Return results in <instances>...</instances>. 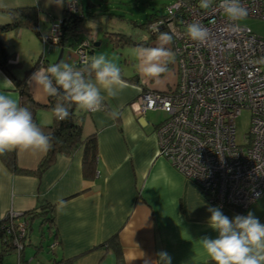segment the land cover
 <instances>
[{
    "label": "crops",
    "instance_id": "1",
    "mask_svg": "<svg viewBox=\"0 0 264 264\" xmlns=\"http://www.w3.org/2000/svg\"><path fill=\"white\" fill-rule=\"evenodd\" d=\"M65 2L61 7L49 4L48 0H0V6H36L40 11V28L45 33L50 30L51 19L62 16ZM8 20L9 15L0 10V22ZM16 32L22 33L23 28ZM1 36L7 42L9 32ZM8 47L18 53L15 46ZM172 70L176 77L165 87L152 85L140 73H134L138 74V83L123 78L126 86L116 97L104 94L108 110L80 109L84 134L95 132L98 138V172L94 180L83 177L81 151L73 155L59 154L41 178L14 174L0 159V213L10 208L28 211L37 205L38 195L57 203L58 236L55 240L45 238L51 240V244L42 257L36 246L31 254H27L26 247L24 254L30 264H49L54 259L77 255L76 264H114L115 255L111 249L94 247L116 232L126 264H145L146 260L157 259L160 251L169 254L171 264H213L198 240L204 236L213 239L218 236L207 225L210 216L207 208L216 205L206 199L197 183L158 154L156 128L164 119L153 122L145 118L149 110L137 115L136 99L142 90L145 87L168 89L177 81L175 65ZM17 74L21 76L24 72L17 70ZM5 76L9 78L0 69V80ZM29 87L38 102H48V95L42 89L30 86V81ZM12 94L19 100L15 89ZM38 119L51 124L53 113L42 108L38 111ZM44 154L17 150L18 163L24 168H35ZM221 209L229 218L251 211L264 223V195L243 212L231 207ZM40 229L39 225L41 232ZM4 264L21 263L16 255L13 260L6 257Z\"/></svg>",
    "mask_w": 264,
    "mask_h": 264
},
{
    "label": "built area",
    "instance_id": "2",
    "mask_svg": "<svg viewBox=\"0 0 264 264\" xmlns=\"http://www.w3.org/2000/svg\"><path fill=\"white\" fill-rule=\"evenodd\" d=\"M199 2L176 0L165 17L149 24L152 33L168 30L173 37L177 81L166 90L145 87L136 99L137 115L167 112L156 128L158 154L197 183L210 203L245 211L264 195V35L228 21L220 0L207 10ZM240 3L246 17L264 20V0ZM65 6L79 12L78 0H66ZM193 22L208 30L204 43L187 36V25ZM62 34L59 17L43 41L58 44ZM89 45L88 40L78 45L82 63L88 60ZM245 109L250 126L240 142L236 119ZM28 230L23 211L0 213V232L15 242L19 263Z\"/></svg>",
    "mask_w": 264,
    "mask_h": 264
},
{
    "label": "clouds",
    "instance_id": "3",
    "mask_svg": "<svg viewBox=\"0 0 264 264\" xmlns=\"http://www.w3.org/2000/svg\"><path fill=\"white\" fill-rule=\"evenodd\" d=\"M48 3L62 7L64 0H48ZM212 4L213 0H200L199 7L207 10ZM219 7L231 22H239L247 16L240 0H220ZM187 36L192 41L204 43L208 30L199 22H193L187 25ZM157 39L158 46L142 47L136 53L140 72L145 77L156 78L165 73L167 58L173 55L165 47L172 42V35L161 32ZM29 81L48 96L58 97L53 114L61 121L69 118L72 105L86 111L102 110L104 94L116 97L126 86L121 68L104 54L91 56L82 68L66 62L50 64L33 72ZM15 87L6 76L0 80V154L20 149L47 153L52 147L51 137L34 122L32 112L12 94ZM207 211L210 213L207 225L218 236L214 239L201 237L198 243L213 264H264V223L253 212L229 218L220 206H209ZM156 256L157 259L146 260L145 264H171L167 252L160 251Z\"/></svg>",
    "mask_w": 264,
    "mask_h": 264
},
{
    "label": "trees",
    "instance_id": "4",
    "mask_svg": "<svg viewBox=\"0 0 264 264\" xmlns=\"http://www.w3.org/2000/svg\"><path fill=\"white\" fill-rule=\"evenodd\" d=\"M88 4H91V0H88ZM0 10H4L9 15L8 21L0 22V69L15 83V90L19 94L20 104L24 107H27L32 112L34 122L41 127L42 131L45 134L50 135L52 144L51 149L41 157L35 168H24L20 166L18 163L17 150L0 154V159L14 174L35 175L38 178H41L43 174L55 163L59 154L73 155L77 151H81L83 177L86 180H94L98 172V138L95 132L88 135L84 134L83 113L80 111L81 108L77 105H72L69 109L70 116L66 120H58L54 117L53 114L54 120L51 124H44L40 122V120L38 119V111L42 108H47L50 109L53 113V108L58 102V97L48 96L47 103H40L34 98L29 87V77L34 68L37 67L39 60L36 61L32 67L26 69L23 75H18L17 69L21 65L22 61L18 58L16 51L11 50L1 36V34L5 31H19L21 28L28 27L36 34V36H38L43 41L44 31L40 28L39 9L34 5H26L14 7L0 6ZM167 14L168 12L166 14H151L145 21L141 22L140 25L148 28L151 22L165 17ZM84 15V13L72 12L65 6L63 14L61 16L63 34L59 39V46H65V44L72 36L78 35L80 24ZM53 19H51V21ZM166 32L169 33L168 30H166ZM115 34V37L110 36L111 42L114 44V46H121L124 43H133L145 46L149 45L148 40L135 41L132 36H127L124 33L117 32ZM154 34L155 33H152V35ZM91 44L92 43L90 41L89 46H91ZM173 59L167 61V69L173 64ZM42 62L47 65L45 60H43ZM85 63H82L79 60V62L74 64L73 66H75L76 68H82L84 67ZM122 78L134 83L139 82L138 74H133L131 76H124L122 74ZM102 108L108 110L105 99ZM231 208L240 210L237 207ZM24 216L29 220V230L31 229L34 222L36 220H39V225L41 228V239L39 243L35 245L37 249L40 250L42 248L43 240L45 238L53 237L54 240L55 238H57L58 231L56 202H52L44 198L43 196L38 195L37 205L28 211H24ZM29 230L28 234L23 237L24 249L20 253L21 264H30L24 254L25 248L29 244H32L31 239L29 238ZM6 236L7 234H5L4 231L0 232V264H4V259L7 255L15 252L17 253L15 242L9 235L7 237ZM102 247L107 250L111 249L113 251L115 255L114 264H126L123 247L120 242L119 234L117 232L110 236L106 241L100 243L94 248ZM78 257L79 255L69 258L54 259L53 263L49 264H76V260ZM37 263L41 264L39 262H36V264Z\"/></svg>",
    "mask_w": 264,
    "mask_h": 264
},
{
    "label": "rangeland",
    "instance_id": "5",
    "mask_svg": "<svg viewBox=\"0 0 264 264\" xmlns=\"http://www.w3.org/2000/svg\"><path fill=\"white\" fill-rule=\"evenodd\" d=\"M176 0H79V13H84V17L80 24L78 35L72 36L68 42L63 46L64 52L60 62L69 64H76L80 60V54L77 50L78 45L83 40L91 41V46L86 48L87 57L93 55L104 54L108 59L116 63L124 76H130L134 73H140L141 77L148 80L152 85L158 87H165L168 82H172L176 74L172 70V64L166 71L165 76L156 78L145 77L140 72V60L137 56V50L142 47H156L158 46L159 33L152 35V32L143 25L141 22L145 21L151 14H166L169 7L175 3ZM240 24L246 26L249 30L257 34L264 35V20L252 17H246L239 21ZM9 39L6 42L11 48L16 47L18 57L21 58V65L18 71L23 73L26 69L32 67L36 61L39 60L37 67L32 71L35 72L39 68H46L50 64H54L60 54L62 46L56 43H44L36 34L28 27L23 28V32L18 34L14 30H9ZM124 33L127 36H132L135 41L148 40L150 45H137L133 43H124L123 45H116L111 42V37H115V33ZM119 35V34H118ZM99 45H95L96 43ZM114 47V48H113ZM171 50L172 42L166 45ZM91 49V50H90ZM172 56L169 57V60ZM45 60V65L42 61ZM59 62V63H60ZM31 73V74H32ZM30 74V76H31ZM168 79V80H167ZM30 82V86H31ZM33 85V84H32ZM167 112L162 109L149 110L145 118L159 122L167 117ZM237 126V139L242 142L243 136L249 131L250 126V111L245 109L236 119ZM31 243L27 246V254L35 251V244L39 242V220H36L30 231ZM29 233V234H30ZM51 240H43V246L38 251L39 257L46 255L49 250ZM1 249V243H0ZM17 253L7 255V258L15 259Z\"/></svg>",
    "mask_w": 264,
    "mask_h": 264
},
{
    "label": "water",
    "instance_id": "6",
    "mask_svg": "<svg viewBox=\"0 0 264 264\" xmlns=\"http://www.w3.org/2000/svg\"><path fill=\"white\" fill-rule=\"evenodd\" d=\"M99 44H100L99 42H98V43H96V45H99ZM63 52H64V48H63V47H61V50H60L59 57H58L57 61H56L54 64H57V63H59V62H60V60H61V58H62V56H63Z\"/></svg>",
    "mask_w": 264,
    "mask_h": 264
}]
</instances>
